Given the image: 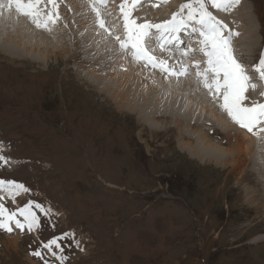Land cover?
Masks as SVG:
<instances>
[{
	"label": "rangeland",
	"instance_id": "1",
	"mask_svg": "<svg viewBox=\"0 0 264 264\" xmlns=\"http://www.w3.org/2000/svg\"><path fill=\"white\" fill-rule=\"evenodd\" d=\"M109 2L113 8L118 0ZM244 2L254 24L256 47L249 57L241 49L240 55H234L243 64L256 66L264 53V0ZM104 21L108 29L109 22ZM113 24L118 26L116 21ZM65 33L66 42L40 44L48 46L47 51L50 46L60 50L68 45L70 55L59 63L42 57L44 67L0 55V157L4 158L0 179L29 189L15 202L0 196L10 211L29 203L50 209L47 214L33 209L40 218L35 232L22 233L14 225L11 233L0 231V264H61L57 255L66 258L64 264H264V198L253 199L250 206L245 191L253 186L252 179L248 178L251 185L247 186L243 177L245 170L251 174L254 167L249 162L244 172L229 174L230 168L200 163L180 150L181 129H189L193 135L188 134L192 135L188 142L196 143L199 129L209 135L213 131L209 103L199 100L201 88L191 76L192 65L182 64L179 71L187 68L188 75L178 77L195 83L194 92L179 98L189 110V126L177 129L173 119L167 130H150L130 110L121 111L115 99L77 76L75 69L81 66L72 60L75 48L72 51L67 29ZM8 38L15 35H2L3 41ZM22 42L21 47L31 48ZM187 45L180 48L186 50ZM78 60L83 61L82 53ZM252 73L247 71L253 79ZM180 89L178 84L171 91ZM257 94L258 90L253 93ZM212 103L219 113L216 102ZM180 112L186 111L180 108ZM41 114L59 128H39ZM196 121L198 128L191 127ZM217 125L214 140H221L224 134ZM258 142L264 144L261 138ZM241 160L246 162L244 157ZM251 190L249 197L254 196ZM69 233L74 239L61 241L62 253L54 250V255L43 247ZM36 251L43 259L32 255Z\"/></svg>",
	"mask_w": 264,
	"mask_h": 264
},
{
	"label": "bare ground",
	"instance_id": "2",
	"mask_svg": "<svg viewBox=\"0 0 264 264\" xmlns=\"http://www.w3.org/2000/svg\"><path fill=\"white\" fill-rule=\"evenodd\" d=\"M244 1L230 14L217 11L211 7H209V11L218 20L227 25L232 32L239 33V36L234 37L232 40L234 54H239V50L241 49L244 52L243 54L249 57L256 46L254 44L255 36H253L254 24L250 21L249 14H247V3ZM57 2L59 4V19L55 25H49V30L37 28L28 18L20 17L14 10L10 14L6 8L0 9V55L7 56V58L12 60H18L19 62L29 60L33 64H41L44 67H46V64L41 62L42 57L43 59L47 57L48 60L52 59L59 63V61L64 60L65 57L70 55L68 45L63 44L60 50L50 46L48 51V46L41 47V45L49 44L48 41L51 40L55 45L66 42L67 35L65 30L67 29L73 44L72 51L75 48L73 54H71L74 56V59L70 58L77 63L75 66H81L79 68L75 67V72L79 78L81 77L90 85H94L98 91L105 92L112 98V101L115 99L117 101V108H120L121 111L125 109L130 110L131 113L137 116L138 122L142 125L148 124L151 128L150 130L159 131L161 128L162 130H167L166 128L169 123H172L173 119H175L177 129H180L181 125L189 126L190 122L187 115L189 110L179 103V98L182 95L187 96V92H194L195 83L193 80L185 79L182 81V78L178 79L176 76H168L166 73H161L158 69L137 63L132 59L130 54L126 56L124 53H121L117 42L105 31L106 28L104 29L99 26V20L96 12L93 11V4L91 2L89 3L85 0H57ZM109 3L107 9H101L99 5H96L100 10V17L105 16L104 18L109 22V31L123 36V26L119 18V5L122 3V0H118V3L113 8L109 6ZM153 3L154 0H148V3L141 5L139 10L134 13L139 23H165L172 18L181 5L185 4V0H173V2L159 7H153ZM141 8L143 9L142 11L140 10ZM109 11L112 15H108ZM4 16L8 22L12 21V23H8ZM234 20L236 22L232 23ZM113 21L117 22V27L114 26ZM9 33L14 34L15 39L8 38L3 41L2 35ZM182 38L188 42L187 49L192 47L195 50L191 56L187 58L182 57L179 50L171 46L165 51L157 49L151 54L158 60L166 61L177 73L180 72L179 68L184 63H187V65L200 63L206 67L205 57L199 53V45L196 43L201 38L196 34L192 36L181 34ZM24 40L29 41L32 45L28 42L25 44L22 42ZM20 42L23 43V46L31 48L21 47ZM184 45H186V42L182 46ZM148 46L150 49H154L156 48V42L154 40L149 41ZM81 53L82 62L78 60V56ZM235 57L237 60L239 59L238 56ZM204 68H194L191 76L194 77L196 82V72L203 71ZM115 69H118V71H115ZM163 76L166 78L164 79ZM252 82L257 84V88L255 91H249L246 94L248 99L245 102V106L247 107L252 106L251 101L264 103V99L261 96L264 93V83L260 82L254 74ZM99 83L108 88V90L102 91ZM178 84L181 89L175 91L173 94L171 88ZM199 86L201 88L200 95L202 94V96L198 95L199 100L205 98L206 102L209 103L208 122L213 126L211 127L213 131L209 135L199 129L197 131L199 137L195 136L198 140V143H196L192 141L188 142L193 135L189 129H181L180 135L177 136L180 150L187 151L191 158L197 159L200 163L214 164L222 169L230 168L229 174L244 172L243 170L250 162L249 165L251 168L252 166L254 167V172L249 174L245 170L243 177L246 180L247 186L251 185L248 178L252 179L253 186L251 188H253L254 196H248L252 193L251 188L248 187L249 189L246 188L245 191V196L249 198L248 202L252 206L253 199L259 200L261 197L264 198V193H259V191L264 190V182H261L264 179V144H260L257 137H250V133L246 130L240 128V131H238L235 128L229 127L228 123L232 122L227 114L220 109L219 104L221 101L213 100L207 91L201 85ZM257 90L259 94L253 95ZM212 102H216L218 105L219 113L214 111L215 108L212 107ZM180 108L186 111L184 115H181ZM200 110L202 111V109ZM198 121L195 122L196 124L192 122L191 127L195 126L198 128ZM217 122L220 128L218 130L224 134L221 140H214L216 137L215 128L218 127ZM200 127H204V125ZM183 132L187 134L183 135ZM261 140H264V135H262ZM216 142H222L225 147L217 145L218 143ZM252 155H254L253 160ZM243 157L247 163L241 160ZM214 170L216 171V169ZM0 194L7 195L6 193ZM20 218L22 220V217ZM259 240L261 239L259 238L255 242Z\"/></svg>",
	"mask_w": 264,
	"mask_h": 264
},
{
	"label": "snow or ice",
	"instance_id": "3",
	"mask_svg": "<svg viewBox=\"0 0 264 264\" xmlns=\"http://www.w3.org/2000/svg\"><path fill=\"white\" fill-rule=\"evenodd\" d=\"M170 0H154L153 7L169 3ZM242 0H190L180 6V9L173 14L172 18L162 24L139 23L134 13L141 5L148 3V0H122L119 5V18L123 26V36L116 35L109 31V36L117 42L119 51L126 56L131 55L132 59L144 66L158 69L168 76H187L188 69L181 67L177 73L166 61L158 60L151 53L157 49L167 50L170 46L179 50L182 57H189L195 51L189 47L187 51L180 48L184 43L181 34L186 36L198 35L196 43L199 45V53L205 57L206 67L203 71L196 72L198 83L207 91L213 100L221 101L220 109L227 114L230 121L242 130H246L254 137L262 138L264 135V103L251 101L252 106H245L248 99L247 93L255 91L257 84L247 74V69L234 55L232 40L239 36V33L232 32L227 25L218 20L209 7L224 13H231L241 4ZM109 0H92L93 11L99 18L101 13L96 7L107 9ZM6 8L11 14L14 10L20 17L28 18L37 28L49 30V25H55L59 19V4L57 0H0V9ZM186 13V14H185ZM108 15H112L109 11ZM104 20H99V26L104 28ZM154 40L156 48L150 49L148 42ZM182 63V62H181ZM196 69L201 68L200 63L192 65ZM260 82L264 83V53L261 54L258 65L253 67ZM264 99V93L261 94ZM0 157V160H3ZM29 189L21 183L4 181L0 179V193L15 202L18 195L28 193ZM0 196V231L11 233L13 225L22 233H32L40 228V218L33 209H39L47 214L50 209H44L39 204L29 203L19 211H10L2 202ZM18 217H22L23 222ZM73 234L69 233L55 237L43 244V247L55 255L54 250L63 252L61 241L73 240ZM79 247V243L76 244ZM33 256L43 259L41 252L32 253ZM56 259L64 264L65 257L57 255Z\"/></svg>",
	"mask_w": 264,
	"mask_h": 264
},
{
	"label": "flooded vegetation",
	"instance_id": "4",
	"mask_svg": "<svg viewBox=\"0 0 264 264\" xmlns=\"http://www.w3.org/2000/svg\"><path fill=\"white\" fill-rule=\"evenodd\" d=\"M33 115H35V114H33ZM37 118H38V122H39V124H38L39 128H41L42 126H46V125L50 126V127H59L60 126V124H58V123H56L54 121H51L48 117H47V119H44L45 116L43 114H41V116H39V117L37 116Z\"/></svg>",
	"mask_w": 264,
	"mask_h": 264
}]
</instances>
